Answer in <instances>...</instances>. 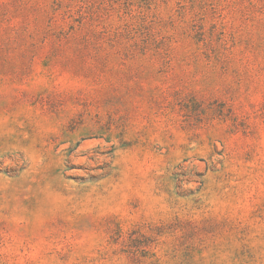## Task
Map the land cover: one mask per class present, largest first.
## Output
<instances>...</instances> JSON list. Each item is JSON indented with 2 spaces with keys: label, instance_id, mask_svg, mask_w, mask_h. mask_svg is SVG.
<instances>
[{
  "label": "rangeland",
  "instance_id": "374dc122",
  "mask_svg": "<svg viewBox=\"0 0 264 264\" xmlns=\"http://www.w3.org/2000/svg\"><path fill=\"white\" fill-rule=\"evenodd\" d=\"M0 264H264V0H0Z\"/></svg>",
  "mask_w": 264,
  "mask_h": 264
}]
</instances>
